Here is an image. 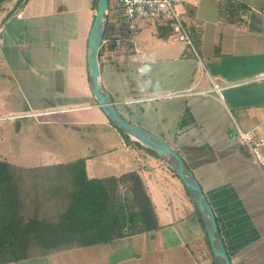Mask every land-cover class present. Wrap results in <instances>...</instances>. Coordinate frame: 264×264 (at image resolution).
<instances>
[{"label": "crops", "instance_id": "0c3cea01", "mask_svg": "<svg viewBox=\"0 0 264 264\" xmlns=\"http://www.w3.org/2000/svg\"><path fill=\"white\" fill-rule=\"evenodd\" d=\"M96 2L0 0V120L26 119L11 125L20 130L72 125L60 117L70 115L75 126L96 123L116 142L100 162L84 159L105 196L46 204L55 228L61 217L68 230L61 247L7 264H212L182 182L162 160L127 145L95 105L86 47ZM19 8L22 18L8 20ZM182 8L199 60L168 27L147 24L131 49L104 46L101 83L124 119L179 153L231 263L264 264V0H183ZM134 98L151 99L121 104ZM236 128L260 141L254 152L240 146ZM73 161L46 153L31 168Z\"/></svg>", "mask_w": 264, "mask_h": 264}, {"label": "trees", "instance_id": "16d2710c", "mask_svg": "<svg viewBox=\"0 0 264 264\" xmlns=\"http://www.w3.org/2000/svg\"><path fill=\"white\" fill-rule=\"evenodd\" d=\"M119 32L112 27L108 17L103 39L114 37ZM189 33L195 45L198 44V36H194L190 28ZM107 47L115 50L114 46ZM103 48L101 46L99 50L98 60ZM128 49L131 47L128 46ZM120 135L127 145L143 149ZM143 150L159 159L150 150ZM106 194L100 180L86 176L84 159L48 167L22 168L0 158V264L45 258L61 247L68 230L63 227L61 217L59 229L55 228L45 212L46 204L82 201ZM195 213L200 220L198 212ZM218 228L220 232L219 225ZM205 240L211 262L215 264L207 238ZM228 256L230 258V254Z\"/></svg>", "mask_w": 264, "mask_h": 264}, {"label": "water", "instance_id": "95a60500", "mask_svg": "<svg viewBox=\"0 0 264 264\" xmlns=\"http://www.w3.org/2000/svg\"><path fill=\"white\" fill-rule=\"evenodd\" d=\"M109 0H97L87 38L86 72L88 87L105 118L124 137L162 160L182 182L203 225L215 264H232L225 249L216 218L202 188L179 154L158 136L124 119L101 83L98 54L108 22Z\"/></svg>", "mask_w": 264, "mask_h": 264}, {"label": "rangeland", "instance_id": "374dc122", "mask_svg": "<svg viewBox=\"0 0 264 264\" xmlns=\"http://www.w3.org/2000/svg\"><path fill=\"white\" fill-rule=\"evenodd\" d=\"M109 4L112 6L113 1L109 0ZM60 117L63 121L71 120L73 126L51 125L46 121L44 125L19 130V127L12 128L11 125L26 123V119L12 122L0 120V158L25 168L35 166L38 159L46 153L54 155L57 159L77 160L89 157L100 162L107 153L106 150L114 147L116 142L111 138V133L106 134L103 127L96 123L88 122L86 125L75 126L77 123L70 115ZM38 120L42 122L47 118L27 121L32 123ZM114 149L117 151V148Z\"/></svg>", "mask_w": 264, "mask_h": 264}, {"label": "built area", "instance_id": "2783aa9c", "mask_svg": "<svg viewBox=\"0 0 264 264\" xmlns=\"http://www.w3.org/2000/svg\"><path fill=\"white\" fill-rule=\"evenodd\" d=\"M113 5L109 4L108 17L111 20L112 27L119 32L114 37L102 39L101 46H114L115 49L128 48L133 45V39L138 35L143 25L152 24L166 26L171 30V38L182 43L199 60L196 47L191 39L189 29L185 23V12L182 8L183 0H112ZM23 10H16L8 19H21ZM3 27H0V34ZM220 96L217 86L212 87ZM151 98H134L124 100L122 105L140 104ZM115 106V103H114ZM14 119V117H10ZM237 129V139L240 146L254 152L260 145V141L250 132Z\"/></svg>", "mask_w": 264, "mask_h": 264}]
</instances>
